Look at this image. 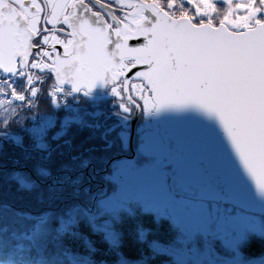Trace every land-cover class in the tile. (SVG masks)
<instances>
[{"label":"snow or ice","instance_id":"snow-or-ice-1","mask_svg":"<svg viewBox=\"0 0 264 264\" xmlns=\"http://www.w3.org/2000/svg\"><path fill=\"white\" fill-rule=\"evenodd\" d=\"M95 4L0 0V97L24 103L38 87L99 82L112 85L126 111L198 105L219 118L264 196V0ZM186 163L208 186L202 207L218 210L228 186L195 155Z\"/></svg>","mask_w":264,"mask_h":264},{"label":"flooded vegetation","instance_id":"flooded-vegetation-1","mask_svg":"<svg viewBox=\"0 0 264 264\" xmlns=\"http://www.w3.org/2000/svg\"><path fill=\"white\" fill-rule=\"evenodd\" d=\"M93 6L96 7L94 4ZM52 95L57 103L62 102L59 106L75 104V113L63 119L65 126H55L59 118L56 114H49L45 117H49V121L54 124L40 133H33L38 145L41 142L44 144L36 145L34 151L33 179L38 184H55L75 189L74 202L80 203L85 213H78L80 217L73 220V226L78 225L85 238H106L112 233L117 253L124 254L130 247L127 241L133 242L136 237L141 241L139 243L146 254V240L149 242L154 238L150 235L141 240L137 233L142 228H155L159 224L158 233H154L162 243L157 247L170 255L178 254L174 247L182 246L181 243L187 245L192 240H202L197 231L188 230L185 222H181L180 219L186 217L171 212L160 216L154 203L148 200L151 197L149 193L147 192V198L141 196L144 188L158 187L163 191L162 201L171 199L184 202L186 213L196 209L192 206L205 202L171 191L169 172L172 168L179 167L184 158L180 153L167 152L160 127L152 121L154 108L147 111L143 108L124 110L122 101L113 94L112 86L99 94L80 91L73 96L71 92L63 90ZM50 136L57 141L55 146L48 145ZM56 155L58 159H62V166L54 172L48 165ZM121 166L126 169L122 170ZM109 211H113L111 216ZM213 222L214 233L210 235L209 227ZM217 229L218 220L214 218L206 228L207 242L216 241ZM125 241L126 245H123ZM257 241L249 247L241 246V250L251 256L247 264L253 263L254 259H259L264 264V242L262 245L257 244ZM219 243L222 246L220 241ZM252 246L263 247L262 253L248 254ZM187 249L191 251L190 246ZM213 257L214 255L211 259Z\"/></svg>","mask_w":264,"mask_h":264},{"label":"trees","instance_id":"trees-1","mask_svg":"<svg viewBox=\"0 0 264 264\" xmlns=\"http://www.w3.org/2000/svg\"><path fill=\"white\" fill-rule=\"evenodd\" d=\"M52 90V86L39 88L36 104H15L6 113L0 108V264H116L117 250L102 236H91L86 244L79 227L73 231L59 228L63 213H85L80 203L74 202L75 189L38 184L33 179L34 151L38 143L30 132L32 113L56 114L59 119L55 126H65L63 119L75 113V104L59 106ZM13 134L19 140L12 139ZM56 143L52 137L48 141L50 146ZM60 166L62 159H58V155L48 165L54 172ZM233 208L264 219V216ZM38 216L46 218L40 220ZM127 242L131 248L124 253L126 256L146 258L149 255L147 259H150L149 252H143L136 237L135 241ZM256 246H252L248 254L262 253L263 247ZM154 259H151L152 264H158Z\"/></svg>","mask_w":264,"mask_h":264},{"label":"water","instance_id":"water-1","mask_svg":"<svg viewBox=\"0 0 264 264\" xmlns=\"http://www.w3.org/2000/svg\"><path fill=\"white\" fill-rule=\"evenodd\" d=\"M90 1L96 5L95 0ZM96 7L98 8L99 5ZM111 86L110 83L98 82L93 88L87 90H73L70 85H65L64 89L70 90L73 96H76L80 91L99 94L107 91ZM152 121L160 127L167 152L180 153L184 158L179 167L172 168L169 172L173 193L205 201L208 186L202 179L200 170L190 168L186 163L190 155H195L203 161L205 170L218 176L230 189L223 204L264 216V196L257 190L223 124L214 113L195 104L161 106L159 109L154 108ZM93 209L94 206L91 212ZM209 230L210 235H213L214 222ZM213 259L219 263L228 261L219 257H213ZM250 264H261V261L254 259Z\"/></svg>","mask_w":264,"mask_h":264},{"label":"rangeland","instance_id":"rangeland-1","mask_svg":"<svg viewBox=\"0 0 264 264\" xmlns=\"http://www.w3.org/2000/svg\"><path fill=\"white\" fill-rule=\"evenodd\" d=\"M14 105H10L5 108H1L2 113L9 112L13 109ZM46 118V117H45ZM49 118L46 119H39L37 120L38 124L32 126V132L43 130L44 128H48L52 126L54 123L49 121ZM12 139L19 140L16 135L10 136ZM39 145H44L39 143ZM121 169H126L125 166H121ZM22 181V180H21ZM50 185V184H48ZM147 192L151 197L148 199L149 201L154 203L155 209L158 211V214L165 215L168 212H171L173 214L181 215L180 217H186V219H180L181 222H185L184 224L189 229H192L194 231L198 232V236L200 239H202L200 242L196 241H190L187 245H183L184 243H181L182 246L174 247L175 250L178 251V254H168L160 249H158L157 245L162 243L161 241H158L157 237V228L159 227L156 225L155 228L146 227L139 230L137 233L138 238L141 240H145L148 236L151 235L154 239L149 240V242L146 240V248L147 251L150 254V259L138 257V258H130L126 256L125 254H118L117 256V262L116 264H152L151 259L155 260V263L158 264H247L250 262L251 256H248L246 253H244L241 248L246 246L249 247L250 244L253 242H256L257 240H260L262 245L264 242V219L262 218H254L251 216H248L242 212H239L238 210L234 209L233 207H219L218 210H212L208 211L205 208L202 207L203 204H198L197 206H192V208H196L195 210H191L189 212H185L184 208L186 207V204L184 202H180L178 200H163V191L159 190V188H144L142 191V198H147ZM141 198V197H140ZM179 205V206H178ZM224 206L223 204H221ZM180 210V211H179ZM185 210H188L187 208ZM144 212V211H143ZM113 211H109V215ZM87 214V213H86ZM185 214H187L185 216ZM189 214V215H188ZM91 216V215H90ZM109 216V217H110ZM61 223H59V228L63 231L67 230H77L78 225L76 226L74 224L73 226V220L75 221L77 218L80 217L78 212H70V213H63ZM40 220H43L46 217H37ZM86 218L89 220V218L86 216ZM217 218L218 220V229H217V237L215 242H207V232L206 228L207 225L212 221V219ZM190 221V222H189ZM64 224V225H63ZM183 224V223H180ZM93 228V227H91ZM99 229V227H97ZM159 229V228H158ZM227 229V230H226ZM79 230L81 228L79 227ZM222 230V231H221ZM156 231V233H154ZM79 233V232H77ZM225 233V235L222 236V234ZM241 235L246 237H251V240L249 243L244 244L242 247L241 245H237L235 243L236 239L240 237ZM103 237V236H102ZM156 237V238H155ZM91 238H85V243L89 244ZM103 240L107 242V244L111 245L112 247H115V239H112V233H109L108 236L105 238L103 237ZM140 241V240H139ZM219 241L222 243H219ZM141 242V241H140ZM191 248V251L187 249V247ZM117 250V249H116ZM240 252L242 254L243 260L238 259L237 252ZM245 251V250H244ZM154 254V255H153ZM156 255V256H155ZM226 258L229 260L226 263H218L217 261L211 259V256ZM159 256H162L161 258ZM153 260V261H154ZM160 260V262H159ZM162 260V261H161Z\"/></svg>","mask_w":264,"mask_h":264},{"label":"built area","instance_id":"built-area-1","mask_svg":"<svg viewBox=\"0 0 264 264\" xmlns=\"http://www.w3.org/2000/svg\"><path fill=\"white\" fill-rule=\"evenodd\" d=\"M36 97V95L35 96H32V95H28L27 97H26V99H34ZM1 99H3L4 101H5V103H10V102H13V101H11L10 99H7V98H4V97H1ZM25 99V100H26Z\"/></svg>","mask_w":264,"mask_h":264}]
</instances>
